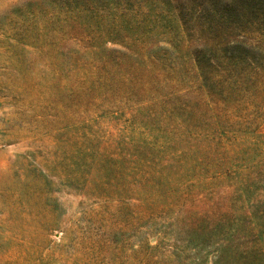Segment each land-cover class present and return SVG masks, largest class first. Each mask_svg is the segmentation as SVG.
I'll use <instances>...</instances> for the list:
<instances>
[{
    "label": "rangeland",
    "instance_id": "374dc122",
    "mask_svg": "<svg viewBox=\"0 0 264 264\" xmlns=\"http://www.w3.org/2000/svg\"><path fill=\"white\" fill-rule=\"evenodd\" d=\"M259 17L0 0V264H264Z\"/></svg>",
    "mask_w": 264,
    "mask_h": 264
},
{
    "label": "trees",
    "instance_id": "16d2710c",
    "mask_svg": "<svg viewBox=\"0 0 264 264\" xmlns=\"http://www.w3.org/2000/svg\"><path fill=\"white\" fill-rule=\"evenodd\" d=\"M160 1L175 11L187 36L191 37L196 33L201 38L202 46L206 44L204 48L207 50L215 41L218 42L214 48L220 53L225 52L228 60L236 62H239L242 56L240 57L237 50L229 52L224 48V39L239 32L241 27L255 25V19L260 18L259 16L264 17L263 0Z\"/></svg>",
    "mask_w": 264,
    "mask_h": 264
}]
</instances>
